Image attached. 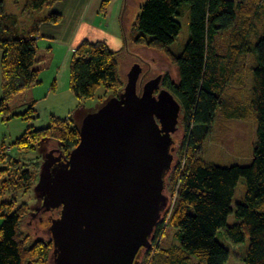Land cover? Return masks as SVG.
I'll list each match as a JSON object with an SVG mask.
<instances>
[{"label": "trees", "instance_id": "16d2710c", "mask_svg": "<svg viewBox=\"0 0 264 264\" xmlns=\"http://www.w3.org/2000/svg\"><path fill=\"white\" fill-rule=\"evenodd\" d=\"M14 1L21 2L17 9L22 14L38 15L57 0ZM184 4L189 7V38L183 50L175 54L170 48L180 33L177 18ZM4 5L5 1L0 0L3 121L19 116L14 114L19 107L27 106L28 112L33 110V89L40 84V74L50 67L54 57L51 47L38 44L37 30L21 36L17 16L8 14ZM263 10L264 0H146L132 26L131 43L162 51L177 68L178 81L170 84V92L181 106L186 135L179 163L172 173L177 199L170 226L176 230L179 245L161 250L160 264H194L193 260L195 264H225L229 252L218 242V234L234 246H240L247 237L244 264H264V32H255ZM46 21L57 23L59 16L51 14ZM74 51L69 86L75 98L92 99L101 85L108 90L122 87L117 76V53L110 52L103 43L88 41ZM249 55H253L254 63ZM240 56L253 63L248 67L251 90L246 102L224 96L232 84V72ZM220 111L231 120L253 117L255 141L248 166L221 167L203 159V143L215 114ZM51 118L46 128H28L15 141L17 149H33L48 138L62 142L68 151L74 150L79 131L70 128L66 119ZM4 156L1 153L0 160ZM20 178L26 186L33 180L28 172H23ZM240 180L244 183V198L234 204ZM2 206L10 211L13 204ZM25 212L26 205H21L13 214L1 215L0 264H26L23 259L26 242L19 231ZM230 215L237 223L227 225ZM159 233L155 231L152 246ZM51 247L50 242L38 240L25 251L32 255L36 250L44 261L50 256ZM156 247L145 251L152 254L151 262L160 249Z\"/></svg>", "mask_w": 264, "mask_h": 264}, {"label": "water", "instance_id": "95a60500", "mask_svg": "<svg viewBox=\"0 0 264 264\" xmlns=\"http://www.w3.org/2000/svg\"><path fill=\"white\" fill-rule=\"evenodd\" d=\"M136 65L119 98L88 116L68 159L51 154L38 191L43 212L58 210L48 229L52 264H137L150 249L168 199L172 134L180 105L157 80L137 93Z\"/></svg>", "mask_w": 264, "mask_h": 264}, {"label": "rangeland", "instance_id": "374dc122", "mask_svg": "<svg viewBox=\"0 0 264 264\" xmlns=\"http://www.w3.org/2000/svg\"><path fill=\"white\" fill-rule=\"evenodd\" d=\"M108 4L109 1L106 11L109 7ZM139 8L137 7L136 9L133 4H128L127 9L123 10L122 21L126 31L128 30L129 32L131 30L136 15L140 13ZM5 10L7 13L17 12L14 4H8ZM177 21L181 27L180 33L170 48L175 54H179L183 50L189 38L188 5L184 4L180 7ZM27 29V25L21 26V36L26 34ZM255 32L257 34L264 32V10L260 15V22ZM71 50L75 55L76 51ZM249 56H252L253 59V55ZM116 62L117 76L122 83L120 89L108 90L105 86L101 85L95 92L94 97L88 100H79L64 90L60 92L61 94L57 98H52L54 93L50 92V94H46L44 100L34 103L31 112H28L27 106H22L14 111V114H19V116H14L5 121L0 117V148L2 149L0 154H5L0 160V228L3 222V216L1 215L13 214L21 205H26V212L21 217L19 224V231L26 242L23 246V259L24 262L26 261V264H52L50 256L43 261L38 256L36 250L30 255L29 252L25 251V248L32 246L38 240L51 242L48 234L50 227L49 219L50 217L57 218L59 212L58 210L43 212L44 202L38 191V187L48 157L53 154L54 157L61 155V158H68L73 150L68 151L62 142L48 138L39 141L33 149L19 150L14 145L15 141L21 138L28 128L31 130H40L48 127L52 119L51 117L62 120L66 119L70 128H75L80 131L84 120L88 116L98 113L110 100L122 96L129 80V73L136 65L141 70L140 79L136 85L137 93L146 81L150 79L156 80L157 76L164 77L169 86L172 83L176 84L178 81L177 68L172 60L162 51L145 45H135L130 41L126 49L117 53ZM251 63L247 59L244 66L246 69L242 73H238L242 84L235 87L231 85L225 90L224 96L227 95L225 96L227 99L234 97V99L242 102L248 100L251 90L248 67ZM59 89H61L60 85H58ZM37 93L36 96L39 97ZM177 120V130L172 134L171 169L165 178L164 195L168 199L167 207L162 216V221L159 224L162 229H160L159 225L155 229L156 232L160 233L158 235L156 234L157 238L154 244L158 245L156 248L160 249L157 254L154 253L152 262L150 261L152 254H146L145 250H143L144 253L142 251L137 258V264H160L159 257L161 250H167L179 245L175 237L176 230L170 226V219L177 199V184L175 187L172 173L179 163V152L182 142L186 137L182 109ZM255 129L256 126L253 117H248L246 120H231L225 118L221 111L217 112L214 122L210 126V132L203 143V159L221 167H229L232 165L248 166L251 161L252 146L255 141ZM23 172H28L33 176V180L29 182L28 186L20 178ZM243 198L244 183L243 180H240L235 191L234 204L236 202H242ZM9 203L13 204L10 211L2 206ZM235 223H237L235 217L230 215L227 218V225H233ZM158 237L160 241L157 243L159 240ZM217 240L229 252V258L225 264H244L243 257L248 248L247 237H245L244 242L240 246L232 245L222 234L217 235ZM155 245H150L149 250L152 247L154 248ZM51 252L52 250H50V254ZM193 263L195 264L194 260Z\"/></svg>", "mask_w": 264, "mask_h": 264}, {"label": "crops", "instance_id": "0c3cea01", "mask_svg": "<svg viewBox=\"0 0 264 264\" xmlns=\"http://www.w3.org/2000/svg\"><path fill=\"white\" fill-rule=\"evenodd\" d=\"M4 1V7L8 4H14L17 9V6L19 7L21 5L14 0ZM108 1L109 7L106 11ZM108 1L57 0L45 6L38 15L22 14L19 8L17 12L8 13L17 16L21 26L27 25L28 29L26 34L37 30L36 37H38V44L44 47H51L54 52L50 67L40 74V84L33 89L35 103L36 101L44 100L46 94H50V92L54 93L52 98H57L62 90L68 91L71 94L69 77L70 65L74 58L71 49L77 50L83 41L103 43L112 53H118L126 49L127 44L130 42L131 30L128 32V30L126 31L123 27V10L127 9L128 4H133L137 9V7H141L146 0ZM111 10H113V12L110 13ZM51 14H57L59 16V21L57 23L46 21L47 17ZM137 16L138 14L136 17ZM1 58L2 52L0 51V95L2 81ZM252 61L254 62L253 59ZM244 65L245 59L240 56L237 61V67L234 66V72H232V87L242 84V80L238 77V73H242L245 70V68H243ZM237 68L238 70L236 71ZM249 83L251 86L250 77ZM58 85L61 86L59 90ZM36 92H38L37 95H39V97L36 96Z\"/></svg>", "mask_w": 264, "mask_h": 264}, {"label": "flooded vegetation", "instance_id": "af4514ba", "mask_svg": "<svg viewBox=\"0 0 264 264\" xmlns=\"http://www.w3.org/2000/svg\"><path fill=\"white\" fill-rule=\"evenodd\" d=\"M139 76H140V75H139ZM139 76H138L137 83L139 82V79H140ZM156 80L158 81V83H157L156 88H155V90H154V92H153V94H152L153 97L158 98L159 94H161V93H163V92H167V93H169L170 95H172V93L170 92V86L168 85L167 80H165L164 77H162V76H157V79H156ZM152 81H154V79H150V80L146 81V82L141 86L140 91H138V95L141 96V95H142V91H143L145 85H146L147 83H149V82H152ZM172 96H173V95H172ZM173 98L177 101V99H176L174 96H173ZM177 102H178V101H177ZM178 104H179V102H178ZM61 159L64 160V159H68V158H61ZM51 219H52V217H50L49 220H51ZM154 235H155V232H154L153 235H152V238H151L150 244H151V242L153 241Z\"/></svg>", "mask_w": 264, "mask_h": 264}, {"label": "built area", "instance_id": "2783aa9c", "mask_svg": "<svg viewBox=\"0 0 264 264\" xmlns=\"http://www.w3.org/2000/svg\"><path fill=\"white\" fill-rule=\"evenodd\" d=\"M151 245V244H150Z\"/></svg>", "mask_w": 264, "mask_h": 264}]
</instances>
